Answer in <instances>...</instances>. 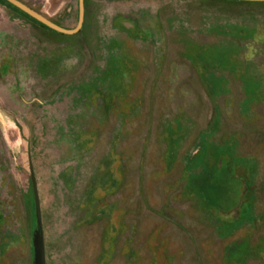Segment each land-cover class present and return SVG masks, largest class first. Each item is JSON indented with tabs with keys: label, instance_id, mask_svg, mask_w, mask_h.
Returning <instances> with one entry per match:
<instances>
[{
	"label": "rangeland",
	"instance_id": "obj_1",
	"mask_svg": "<svg viewBox=\"0 0 264 264\" xmlns=\"http://www.w3.org/2000/svg\"><path fill=\"white\" fill-rule=\"evenodd\" d=\"M0 116V264H264V2L0 0Z\"/></svg>",
	"mask_w": 264,
	"mask_h": 264
},
{
	"label": "water",
	"instance_id": "obj_2",
	"mask_svg": "<svg viewBox=\"0 0 264 264\" xmlns=\"http://www.w3.org/2000/svg\"><path fill=\"white\" fill-rule=\"evenodd\" d=\"M37 22L41 23L42 25L52 29L58 33L73 35L77 34L83 28L85 22V0H79L80 2V13H79V22L76 28L74 29H66L58 24L54 23L44 15L40 14L39 12L35 11L31 7L27 6L23 2L19 0H6ZM73 0H50V12L55 13L63 4L71 3ZM237 1H247V2H264V0H237ZM0 119L2 120L1 116ZM31 179L33 184V189L35 193V200H36V207H37V220L38 224H41V210H40V203H39V195L37 189V182L35 177V172L33 165L31 164ZM34 248H35V264H46V252H45V243L44 238L39 230L36 231L34 237Z\"/></svg>",
	"mask_w": 264,
	"mask_h": 264
},
{
	"label": "trees",
	"instance_id": "obj_3",
	"mask_svg": "<svg viewBox=\"0 0 264 264\" xmlns=\"http://www.w3.org/2000/svg\"><path fill=\"white\" fill-rule=\"evenodd\" d=\"M3 1H5V2H7L6 0H3ZM227 1H232V2H244V1H236V0H227ZM8 3V2H7ZM10 4V3H9ZM12 5V4H11ZM13 6V5H12ZM13 7H15V6H13ZM16 8V7H15ZM18 9V8H17ZM19 10V9H18ZM20 12H22L21 10H19ZM22 13H24V12H22ZM25 14V13H24ZM25 15H27V14H25ZM28 16V15H27ZM28 17H30V16H28ZM31 18V17H30ZM31 19H33V18H31ZM34 20V19H33ZM36 21V20H35ZM37 22V21H36ZM44 26V25H43ZM44 27H46V26H44ZM48 28V27H47ZM81 32V31H80Z\"/></svg>",
	"mask_w": 264,
	"mask_h": 264
},
{
	"label": "flooded vegetation",
	"instance_id": "obj_4",
	"mask_svg": "<svg viewBox=\"0 0 264 264\" xmlns=\"http://www.w3.org/2000/svg\"><path fill=\"white\" fill-rule=\"evenodd\" d=\"M85 14H86V0H85ZM54 23H55V22H54ZM56 24H57V23H56ZM83 26H84V25H83ZM82 29H83V28H82ZM82 29H81V30H82Z\"/></svg>",
	"mask_w": 264,
	"mask_h": 264
}]
</instances>
